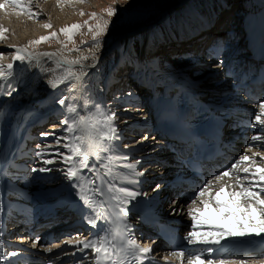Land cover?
I'll use <instances>...</instances> for the list:
<instances>
[{
  "label": "bare ground",
  "instance_id": "1",
  "mask_svg": "<svg viewBox=\"0 0 264 264\" xmlns=\"http://www.w3.org/2000/svg\"><path fill=\"white\" fill-rule=\"evenodd\" d=\"M205 1L208 0H199V5L202 6ZM3 2L4 0H0V3ZM67 2L69 1L31 0V5L34 8H39L47 16H38L40 17L39 21H36L37 18L35 17L29 19L27 12H21L20 9L11 4H9L11 7L8 5L6 9L0 8V11L5 14L3 19L0 17V27L8 29L5 34L6 39L0 40V50L14 49L11 47L12 45L28 46L27 43L32 41V38L37 40L39 39L38 34L45 32L44 22L49 24L47 23L49 21L51 25L59 24L61 27L62 20L71 16L65 14L63 10L59 11V5L63 6L61 8H66ZM71 3L73 2L71 1ZM74 4L79 5V2ZM242 6L245 7L246 15H235L231 20V24L234 26L230 25L231 27L229 26L228 29L224 28L217 31L218 34L211 38V44L207 45L203 59L199 57L201 48L197 46L203 35L200 32L207 30L212 25L211 23H214V19L221 9H213L205 16V19L195 20L186 26L184 25L183 12L179 10L171 21V26L167 24L168 21H162L163 24L159 30L156 26L155 28L148 27L139 32L141 33L139 36L142 38L140 37L139 43H136V49H133L129 42L121 43L125 36L123 34L124 36L117 37L106 49H101L106 47L105 43L95 45L94 48L97 49V53L94 51L88 54H83L86 51L69 53L61 44H42L38 48H30L32 46H29L28 51L36 56L31 63L27 61L23 64L19 61L13 62L14 54L8 60H5L6 58L3 56V59H0L3 65H7L11 59L10 63H13L14 66L12 77L0 88V192L7 185L11 188L9 196L17 195V192L13 190L14 188L21 190L32 199L30 203L33 205L32 211L34 212L36 210L34 204L41 202L44 196L70 187L72 182L67 180L64 172L61 171V169H66L65 164L57 159L56 163L46 165L43 159L35 154L46 145H55L52 136H42L40 130L43 124L47 120H51L52 117L59 122L64 120L66 113L62 110L63 106L57 103L59 99L75 97L78 110L85 101H94L102 108H110L112 112L116 113L114 123L118 129L119 139L111 142L114 151L110 154L127 158L111 165L113 175L105 176V184L103 185L94 173L87 169L83 171V175L95 179L96 186H100L104 192L103 196L96 194L94 199L101 202L107 212L119 214V210L116 208L117 202L109 199L108 184H114L116 187H128L132 191L141 193L129 203L135 213L126 217L128 222L135 226V231H132L135 238H138L136 231L139 230V225L145 218H150L151 221L158 219L181 221L186 227V231L189 232L192 220L190 215L186 214L185 209L188 210L190 207L203 208V204L196 196L195 205L192 204L193 199L191 201L188 199L198 193L200 186L204 185L205 181H200L198 185H192L188 180L182 178L184 175L178 167L179 164L175 155L168 148L171 139L163 135V129L157 123L160 120L158 118L160 111L166 107L160 103V100L172 97V102L178 107L183 106L184 103L196 104L199 99L211 100L222 105L220 110L222 114L234 113L236 115L235 123L238 122L239 117H248L251 121L254 120L255 114L259 112V104H251L245 94L248 89L255 90L254 86L247 84L253 71L251 69L244 70L242 65L251 60L252 55L249 52L254 47L264 45V0H241ZM73 11L75 10H72V13H74ZM197 11H201V8L196 9L195 5H190V13ZM213 17L215 18L212 20ZM225 18L226 16L219 23H224ZM237 26L244 30L243 33L238 35L237 30L239 28ZM181 27H183L181 31L167 42L179 37L184 40L165 47L162 50L165 60L162 62L152 60L158 54L157 44L161 43L160 38L163 37L164 33ZM132 32L128 33L131 34ZM191 36L197 38L190 40ZM234 37L239 38L240 44L238 46L233 44ZM230 45H232V49H230ZM45 52L55 53V55L51 57L40 55ZM111 53H120V61L107 70L100 69V65ZM85 56L88 58L81 60V64L72 66L73 70L77 72L83 66L84 71L87 72L83 87L78 86L74 91L68 92L65 90V84H61L57 88H52L49 85V80L62 75L68 67L65 64L57 67V61H63L65 58L75 60ZM172 58L175 59L176 63H168V60H172ZM183 60L184 68H190V72H194L190 77L179 66L180 61L183 63ZM216 62L218 64H215ZM93 64H95L94 67ZM260 70L264 71L263 65L260 66ZM92 72L96 73L91 75ZM228 74L232 78L226 76ZM206 80H209L207 86L204 83ZM131 82H133V86L142 85L143 91L139 93L133 90L132 86L128 88L127 84ZM263 82L264 80H260V83ZM113 89L117 91L131 90L125 93L122 98L117 99V97H109V93ZM9 91H11L10 95L7 94ZM68 102L70 100H66V103ZM87 110H94L92 104L88 105ZM81 114L84 112L81 111ZM62 127L63 125L60 123L50 132L42 133L56 132L58 136L67 135L60 131ZM257 128L258 126L253 125L250 128L240 127L236 130V135L242 136L243 140H249L251 144L248 149L245 147L238 148L236 150L238 157L245 152L249 156L253 153L264 154V141H250L252 135H264V132L258 133ZM122 131L133 133L141 138L135 141L132 138L133 134L124 136ZM34 140L38 143L28 146V143L34 142ZM60 150L64 151L62 148ZM108 154L102 153V155ZM51 158L52 156L49 155L44 157V159ZM256 163L264 167V161L261 160L260 156L256 157ZM123 164H134L135 169L122 167ZM41 168L51 170L40 171ZM32 169L37 170L32 171ZM97 171L103 175V169L99 166ZM138 173H143V175H137ZM244 175V173L233 171L226 180H221L220 184L210 189L212 195H206L203 199L214 200L215 193L220 190L221 186L227 184L229 187L221 194L220 198L230 202L232 200L230 193L240 191L236 177L240 176L243 179ZM250 179L253 178L250 177ZM133 180L136 183H130ZM244 184L245 187L250 186L248 181H244ZM157 186L159 187L157 188ZM92 187L89 185V188ZM70 188L75 193L74 189ZM253 190L259 191V187L257 186ZM89 195H92L91 191ZM260 195L264 198V192H261ZM164 196L167 198L169 196L174 197L175 203L165 206L163 203ZM240 199L243 200V198ZM215 209L214 203L209 209H204L203 216L208 218L211 223L205 224L200 231H213L216 227L223 225L238 227L237 218L227 215L228 209L222 211ZM232 210L236 211L237 215L243 219V213L236 208V205H232ZM254 219H259L258 211ZM98 222L101 223L99 220ZM244 222L248 221L245 220ZM18 226H20V222L15 228ZM100 235L103 233L101 232ZM254 238L261 239L254 234L251 237L226 238V241L236 239V242L229 245L212 246L214 251L210 254L205 252L202 257L203 264H207L208 258L211 259L212 257H218V260H214L219 264V261L224 260L225 252L229 248L234 247L239 241L245 242ZM41 239V237H37L35 242ZM83 239L89 238L86 236ZM39 246L40 249L37 253L32 254L24 245L19 244L12 248L17 255L8 257V260L16 264H90V258L95 256L91 249L79 251L78 248L68 250L52 248V251L48 252V247L38 244V248ZM206 247L209 246H202L201 250ZM215 249H219V253ZM245 252L252 253L254 251ZM30 256L33 259H30ZM239 256L240 254L233 252L230 257L238 259ZM224 261L227 262V259ZM242 261L244 264H264V249L256 251L254 256H247ZM232 264L241 263L232 260Z\"/></svg>",
  "mask_w": 264,
  "mask_h": 264
},
{
  "label": "snow or ice",
  "instance_id": "2",
  "mask_svg": "<svg viewBox=\"0 0 264 264\" xmlns=\"http://www.w3.org/2000/svg\"><path fill=\"white\" fill-rule=\"evenodd\" d=\"M11 4L15 8L20 9L21 12H27L29 19L38 16L31 9V0L26 3L25 0H4L0 3V8L6 9ZM108 16L116 15V9L109 7L106 9ZM18 15L20 13H17ZM83 15V13H81ZM96 13L91 14V18H96ZM88 26L89 32H93V26L84 22ZM108 21L103 24L97 23L95 25V31L93 32V41L99 45L98 37L107 30ZM44 27L51 28V24H45ZM83 27V25L76 23L71 24L60 29V32L64 33L68 41H72L74 35ZM8 29L0 27V40L6 39V33ZM50 38H58V33L52 32L50 36H41L37 40L30 41L29 44H39L46 42ZM85 43H87L85 41ZM15 49V55L13 56V62L19 61L22 64L27 61L31 63L36 56L28 51V46H16L12 45ZM70 51H78V49H70ZM40 55L51 57L55 53H41ZM88 57H82L75 60H69L65 58L63 61H57V67L62 64L67 65L62 75L54 77L49 80L48 83L52 88H57L61 84L66 85V91L72 92L78 86L83 87L84 78L87 76V72L84 71L83 66L79 72L74 71L72 66L81 64V60H86ZM0 59H3V54L0 53ZM13 63L7 65L0 64V88L3 87L5 82H8L10 77L13 75ZM93 67L95 64L92 65ZM10 87V85H9ZM7 94H11L9 91ZM66 100L70 102L66 103ZM57 103L63 106V112L66 113L64 120L60 123L63 125L60 130L62 133L67 135H57L56 132L52 133H41L42 136L51 135L55 141V145H46L41 148L35 154L43 159L44 164H54L59 159L67 167L61 169L64 172L65 178L72 183V187L75 194L79 196L80 200L83 201V207L89 212V216L86 218V223L92 225L94 228L97 226L99 220L100 228L99 231L103 235H99L98 238L94 236L93 239H69L65 243L74 244L77 246L79 251L84 249H91L95 253L96 264H104V262H110V264H132L131 260L122 258V254H130L135 260L136 264H142L143 259L147 258L145 254L152 251L151 246L144 247L137 242L136 239L132 238L131 230L133 225L126 219L128 215L127 205L131 203L141 193L132 191L128 187H116L114 184H108L107 190L109 199L116 201V208L119 210V214L109 213L103 208V204L94 199L96 194L100 196L104 195L100 186H96V180L90 179L83 175V171L94 173L100 180L101 185L105 184V176H112L113 171L111 165L118 163L119 161L127 159L126 157L115 156L110 154L114 151L111 144L112 141L119 139L118 129L115 126L116 113L109 109L102 108L94 101H85L78 110L75 97H65L59 99ZM92 104L94 110H87L88 105ZM259 112L255 114L253 121H250L251 125L258 126V133L264 132V99L259 102ZM81 111L84 114H81ZM251 142H262L264 141V135L256 134L250 137ZM64 149L61 151L60 149ZM51 150V151H50ZM102 153H109L108 155H102ZM46 155L52 156L51 159H44ZM260 156L261 160L264 161V154L253 153L251 156L245 152V154L239 156V158L230 165L227 170H222L220 175L215 177L216 181H221L225 177H228L233 171L244 173L243 179L240 176L236 177V183L240 187V191H233L230 193L232 200L226 202L221 200V194L225 192L229 185L225 184L220 187V190L215 193L214 200H205L203 197L206 195H212L210 186L212 181H207L200 187L196 198L201 200L203 208L190 207L188 214L191 217V230L183 237L186 245L191 246L187 248V251L193 253L187 257V264H203L202 257L205 252L212 253L214 251L213 245H221V242L228 237H261L264 240V198L261 197L260 193L264 192V167L257 165L256 157ZM90 160L92 161L90 163ZM248 164L245 167L243 165ZM103 169V175L98 173L97 169ZM122 167L128 169H135L134 164H123ZM37 169H32L36 171ZM40 171H50L49 168H41ZM137 175H143L138 173ZM253 178V179H250ZM258 178V179H256ZM244 181L249 182V187H245ZM134 184L136 181H130ZM92 185V188H89ZM259 187V191L253 190ZM159 186H157L158 188ZM92 195H89V192ZM146 195V194H145ZM240 198H243L241 201ZM216 205V211H222L228 209L227 215L235 216L237 218L238 227L232 226H219L213 231H200L205 224H210L211 221L203 216L204 209H209L212 204ZM192 204H196V199L192 200ZM236 205V208L243 213V219H241L236 211L232 210V205ZM257 211L259 212V219H254ZM247 220L249 223L245 225L244 221ZM215 227V226H214ZM2 235V233H0ZM82 246V247H81ZM200 246H209L201 250ZM3 241H0V249H3ZM48 252L52 251V248L47 249ZM219 253V249H215ZM221 255L223 253H220ZM8 256H15L17 253H8ZM172 256L180 258L182 264L185 259V251L179 250L171 253ZM4 254L0 252V260H3ZM166 264H170L168 257H164ZM207 264H217L214 259H209ZM219 264H227L226 261L221 260ZM244 264V262H241Z\"/></svg>",
  "mask_w": 264,
  "mask_h": 264
},
{
  "label": "rangeland",
  "instance_id": "3",
  "mask_svg": "<svg viewBox=\"0 0 264 264\" xmlns=\"http://www.w3.org/2000/svg\"><path fill=\"white\" fill-rule=\"evenodd\" d=\"M68 1L69 2H67V4L70 6L67 5V7H66L67 9H66V8H61L63 6L59 5V11L63 10L65 14H67L69 16L71 15V16L62 20L61 27L59 24L52 25L51 28L45 27V32L38 34V36L41 37L45 34H46L45 36H50V34L52 32H56V33H58V38H50L46 42H41L39 44L27 43L28 48H29V46H32L30 48H33V47L38 48V47L42 46V44H47V45L61 44L69 53H77V52L79 53V52H85V51L86 52L83 54H88L92 51L97 53V49L94 48V46L97 44L95 41H93V32L95 31V25L97 23L103 24L105 21H108L107 30L105 32H103L98 37L99 44H104V43L106 44V47L101 48V49L102 50L106 49L111 42H113L117 39V37H119L123 34H126V33H127V35H125L123 37L121 43L126 44L129 42V44L133 46L132 48L136 49L137 48L136 43H139L138 40H140L142 38V36H139L141 34L139 32L145 30L148 27H154L155 28L156 26H158V30H159V27H161L163 24L162 21H168L167 24L169 26H171V21L178 14L179 10L181 12H183L184 20H185L184 25L186 26L195 20L205 19L206 18L205 16L210 11H212L213 9H217V10L221 9L219 14L217 15L218 17L216 16V18L215 17L212 18V20L215 18L214 23H211L212 25L209 26L207 28V30H203L200 32V34H203V35H202V39L197 43L198 44L197 46H199L200 44L207 46L210 42H212L211 38L218 34L217 33L218 30L227 28L231 24L232 17H235V15H237V16L246 15V12L244 10L245 7L244 6L241 7V0H208V1L203 2L202 6L199 5V0H71L73 3H71L70 0H68ZM25 2L27 3L28 0H25ZM75 2H79V5L74 4ZM190 5H195L196 9L201 8V11H197L195 13H190L189 12ZM9 7H11V5H9ZM70 7H71V9H69ZM109 7H113L116 9V15H114V16H108L107 15L106 9H108ZM31 9L33 12L38 13V16H40V17L46 16L45 13L42 12L39 8H34V6L31 5ZM72 10H75V11H73L74 13H72ZM81 13H83V15H81ZM92 13L97 14L95 19L91 18ZM4 15H5L4 12L0 11V17L2 19L4 18ZM38 16L35 17V18H37L36 21L40 20L39 19L40 17H38ZM225 16H226V18H225L226 20H224L225 22L219 23L221 21V19ZM46 20H48V19H46ZM66 20H68V21H66ZM85 21H88V23L93 26V29H94L93 32H89L88 26L85 25V23H84ZM47 23L51 24L49 21H47ZM76 23L83 25V27L74 35L72 41H68L65 34L60 32V29L63 27H66L68 25L76 24ZM43 24H46V22H44ZM185 26H183V27H185ZM183 27L171 29L170 31L164 33L163 37L160 38L161 43L157 44L158 54L156 57H153L152 60L162 62L163 60H165L164 53H163L164 51H162V50H164L165 47L169 46L172 43L177 44V43H180L182 40H184L183 38L179 37V38H174L171 42H167L171 37L178 34ZM135 29H138V30L141 29V30L140 31L137 30L138 32H136ZM130 31L131 32L133 31V32L131 34H129L128 32H130ZM205 31H207V32L203 33ZM240 32H241V30H240ZM82 36L86 37L87 39L81 38ZM195 38H197V37L191 36L190 40L195 39ZM31 40L32 41L36 40V38H32ZM238 40L239 39L234 40V44L237 43L239 45L240 42ZM85 41L87 43H85ZM131 43H133L134 45L136 44V45L134 46ZM70 49H78V51H70ZM202 49L203 48H201V53L199 54L200 59H203V54H204V51L206 50V49L205 50H202ZM230 49H232V45H230ZM0 53H2L3 56L6 58L5 60H8V58L11 57L13 54L15 55V50L14 49L0 50ZM10 60L11 59H9L8 64L10 63ZM118 61H120V53H111L106 58V60L100 65L101 66L100 69L107 70L111 66L114 67L118 63ZM172 62L176 63L174 58H172V60H168V63L172 64ZM183 63H184V60H183ZM0 64H2V62H0ZM215 64H218V62H216ZM181 65H182V61H180V63H179V66H181ZM181 68H183V66H181ZM185 69H188L187 75L188 74L190 75L191 73L194 74V72H190V70H189L190 68H185ZM126 70H127V68H126ZM95 73L96 72H92L91 75H93ZM207 81H209V80H207ZM130 86H133V85L131 84ZM134 86L139 87V88L137 87L138 92L142 91V88L140 87L142 85L137 84ZM127 90L130 91L131 89H127ZM135 91H136V89H135ZM117 92L120 93L122 91H117V90L113 89V91L109 93V95H110L109 97H112L111 95H115V93H117ZM117 99H118V97H117ZM51 119L54 120L55 122L47 120L43 124V126L40 130V133L50 132L54 127H57L60 124V122L57 119H55L54 117H52ZM131 119H133V118H131ZM47 125H49V127H47V130H49V131H43L44 129H46L45 127ZM124 132H127V131H122V134ZM124 134H126V133H124ZM132 134L128 133L129 136H131ZM132 138L135 141H138V140H136V138L140 139L141 137L133 134ZM34 142H35V140H34ZM31 144L32 143H30L29 145H31ZM170 197H172V196H169L168 198H167V196L163 197V199H164L163 203L165 206L170 205V203H169ZM188 200L190 201L192 199L189 198ZM260 258H262V257H260Z\"/></svg>",
  "mask_w": 264,
  "mask_h": 264
},
{
  "label": "water",
  "instance_id": "4",
  "mask_svg": "<svg viewBox=\"0 0 264 264\" xmlns=\"http://www.w3.org/2000/svg\"><path fill=\"white\" fill-rule=\"evenodd\" d=\"M166 9H167V8H166ZM166 9H165V10H166ZM165 10H164V11H165ZM137 30H138V29H135V31H137ZM124 35H127V34H124ZM124 35H122V36H124Z\"/></svg>",
  "mask_w": 264,
  "mask_h": 264
}]
</instances>
